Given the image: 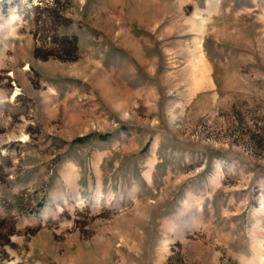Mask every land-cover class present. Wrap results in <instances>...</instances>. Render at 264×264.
<instances>
[{
  "label": "rangeland",
  "instance_id": "rangeland-1",
  "mask_svg": "<svg viewBox=\"0 0 264 264\" xmlns=\"http://www.w3.org/2000/svg\"><path fill=\"white\" fill-rule=\"evenodd\" d=\"M0 264H264V0H0Z\"/></svg>",
  "mask_w": 264,
  "mask_h": 264
},
{
  "label": "trees",
  "instance_id": "trees-1",
  "mask_svg": "<svg viewBox=\"0 0 264 264\" xmlns=\"http://www.w3.org/2000/svg\"><path fill=\"white\" fill-rule=\"evenodd\" d=\"M64 46L65 48H68V54L70 55L71 54L70 48H72V51H73L76 46V43L75 41L66 40Z\"/></svg>",
  "mask_w": 264,
  "mask_h": 264
}]
</instances>
